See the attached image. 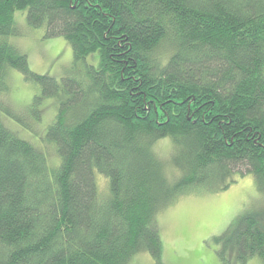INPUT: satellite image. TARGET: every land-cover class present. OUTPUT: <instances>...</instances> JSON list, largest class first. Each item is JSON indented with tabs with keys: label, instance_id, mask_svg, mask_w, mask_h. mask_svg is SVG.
I'll return each mask as SVG.
<instances>
[{
	"label": "trees",
	"instance_id": "trees-1",
	"mask_svg": "<svg viewBox=\"0 0 264 264\" xmlns=\"http://www.w3.org/2000/svg\"><path fill=\"white\" fill-rule=\"evenodd\" d=\"M24 11L71 46L61 82L10 43ZM11 70L41 90L25 112ZM46 98L57 112L38 148L1 115L32 130ZM246 175L264 206V0H0V264H163L157 217ZM231 232L242 264H264V207Z\"/></svg>",
	"mask_w": 264,
	"mask_h": 264
},
{
	"label": "rangeland",
	"instance_id": "rangeland-1",
	"mask_svg": "<svg viewBox=\"0 0 264 264\" xmlns=\"http://www.w3.org/2000/svg\"><path fill=\"white\" fill-rule=\"evenodd\" d=\"M15 21L20 33L11 37L10 43L27 57L34 73L54 77L61 82L73 70L74 56L69 43L63 38L45 39L44 30L30 28L27 11L16 12ZM86 63L99 68V54L88 57ZM7 81L8 102L18 109L29 107L34 97L41 92L39 87L26 83L15 70L9 71ZM41 110L43 120L40 124H35L32 130L23 128L3 113L1 118L4 125L20 139L40 148L41 140L55 121L57 112L54 101L48 98L43 100ZM25 115L30 117V113ZM171 150L169 139L163 140L155 148L163 160L169 159ZM48 152V160L56 162L57 155L53 148ZM51 160L49 163L53 166L55 163ZM97 175L99 194L105 197L108 181ZM235 179L236 183L226 192L182 199L157 217L156 223L163 243V264H242L237 250H229L233 234L231 231L244 215L261 211L264 206L251 175L236 176ZM131 264L156 262L149 255H140ZM246 264H261V261L252 258Z\"/></svg>",
	"mask_w": 264,
	"mask_h": 264
}]
</instances>
